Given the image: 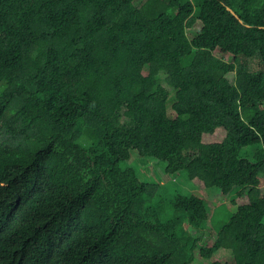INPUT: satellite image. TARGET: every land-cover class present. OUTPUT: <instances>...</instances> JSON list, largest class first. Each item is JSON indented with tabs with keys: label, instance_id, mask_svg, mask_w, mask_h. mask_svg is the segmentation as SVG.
I'll return each mask as SVG.
<instances>
[{
	"label": "trees",
	"instance_id": "16d2710c",
	"mask_svg": "<svg viewBox=\"0 0 264 264\" xmlns=\"http://www.w3.org/2000/svg\"><path fill=\"white\" fill-rule=\"evenodd\" d=\"M261 176L264 0H0V264H264Z\"/></svg>",
	"mask_w": 264,
	"mask_h": 264
},
{
	"label": "rangeland",
	"instance_id": "374dc122",
	"mask_svg": "<svg viewBox=\"0 0 264 264\" xmlns=\"http://www.w3.org/2000/svg\"><path fill=\"white\" fill-rule=\"evenodd\" d=\"M200 28V23H197L193 28L188 30V36L190 40H193L195 38ZM214 55L215 57L223 61H226L228 63L231 62V58L229 56L221 55L219 51L215 52ZM252 63L255 62L252 61ZM229 80L231 81V77H229ZM121 167L123 169L129 167L135 169L138 172L140 178L145 182L152 184L165 183L170 194H195L205 198L206 207L210 217L214 215L217 208V214L215 215V224L217 228L220 226V224L223 223L225 215H228L231 212L233 213L234 208L233 206H231L230 201L234 192H231V194L228 195V197L230 198L211 194L209 195L208 192L201 191L195 188L191 184L186 172H182L173 176L166 174L164 172L165 163L160 160L141 158L138 156L136 151H133L131 158L128 161L123 162ZM260 182L264 190V176L260 177ZM185 228L191 236L201 238L203 242L211 243L216 238V231L210 221L206 231H198L191 228L187 224ZM195 256L196 261L194 264L200 263L201 259L199 258L198 250H196ZM221 257H223V253L220 255V258ZM202 263L206 264V261H203Z\"/></svg>",
	"mask_w": 264,
	"mask_h": 264
}]
</instances>
